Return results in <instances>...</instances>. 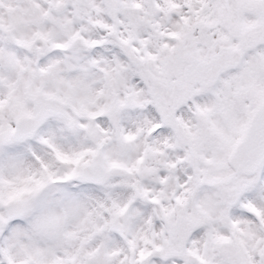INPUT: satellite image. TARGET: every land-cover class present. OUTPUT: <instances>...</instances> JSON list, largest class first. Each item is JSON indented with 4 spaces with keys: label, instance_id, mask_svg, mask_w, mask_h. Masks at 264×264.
Masks as SVG:
<instances>
[{
    "label": "snow or ice",
    "instance_id": "6c2138e0",
    "mask_svg": "<svg viewBox=\"0 0 264 264\" xmlns=\"http://www.w3.org/2000/svg\"><path fill=\"white\" fill-rule=\"evenodd\" d=\"M0 264H264V0H0Z\"/></svg>",
    "mask_w": 264,
    "mask_h": 264
}]
</instances>
